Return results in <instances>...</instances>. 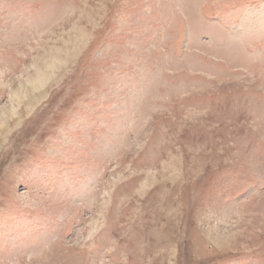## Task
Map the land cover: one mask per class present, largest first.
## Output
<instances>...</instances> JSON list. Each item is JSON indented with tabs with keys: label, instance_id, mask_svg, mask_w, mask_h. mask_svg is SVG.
<instances>
[{
	"label": "rangeland",
	"instance_id": "1",
	"mask_svg": "<svg viewBox=\"0 0 264 264\" xmlns=\"http://www.w3.org/2000/svg\"><path fill=\"white\" fill-rule=\"evenodd\" d=\"M0 264H264V0H0Z\"/></svg>",
	"mask_w": 264,
	"mask_h": 264
}]
</instances>
